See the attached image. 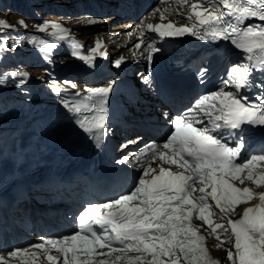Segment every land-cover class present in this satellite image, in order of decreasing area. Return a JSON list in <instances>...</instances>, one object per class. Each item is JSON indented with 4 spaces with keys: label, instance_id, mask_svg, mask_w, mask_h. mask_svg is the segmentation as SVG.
Listing matches in <instances>:
<instances>
[{
    "label": "snow or ice",
    "instance_id": "1",
    "mask_svg": "<svg viewBox=\"0 0 264 264\" xmlns=\"http://www.w3.org/2000/svg\"><path fill=\"white\" fill-rule=\"evenodd\" d=\"M218 2L228 11L219 16L209 14L207 18H202V13L196 11L195 16L200 25L223 21L231 27L225 17H231L233 4L229 0ZM251 2L255 4L256 0ZM261 3L264 4V0ZM240 13L249 18H258L262 22L261 30H254L257 25H247L240 33V41L233 40V44L248 54L254 49L264 53V7L259 11L242 8ZM19 23L24 24L23 21ZM155 30L161 38H175L185 33L197 35L196 31L188 27L174 28L171 23L157 25ZM231 30L236 34V28ZM223 32L224 29L213 26L211 39H217ZM223 38L230 39L228 35H223ZM200 39L208 40L209 35H202ZM154 51L159 52L160 49ZM152 60L149 54V71ZM120 63V60L115 62L116 66ZM240 68L241 64L231 67L227 78L221 81L222 86L229 85L231 81L235 92L221 91L219 107L215 103L218 93L212 92L195 101L196 112H202L203 118L198 120L197 116L191 115L193 109L190 108L171 121V131L163 145L164 149H171V152H161L160 160L178 165L182 171L174 172L163 166L158 171L144 167L131 192L104 204H88L77 217V231L62 239L47 241L63 254L62 264H92L91 257L97 247L115 250L114 243L122 246V250H134L150 256V264H164L161 259L164 256H168L172 264H180L182 258L186 264H208L206 250L202 246L204 237L190 223L193 214H198L209 225L212 224L210 218L214 215L211 210L213 207L218 209L222 220L229 211L239 214L233 206L251 200L254 194L247 187H236L232 181L241 184L246 180L264 183V174L255 171L257 161H264V154L245 155L243 151L244 137L248 134L246 130L264 127V97L257 98L261 102L259 108L241 102L247 100L241 90L248 87L251 71L240 74ZM233 76L235 79H232ZM144 82H147L146 78ZM113 86L114 82L108 88L88 89L99 102L101 114L85 115L83 120L78 121V126L84 132L91 133L90 139L95 141L100 139L102 132L106 133V97ZM256 86L264 89V84ZM210 98L213 102L207 103ZM74 111L79 112L78 109ZM96 146L99 147V144ZM128 160V156H124L117 163H126ZM209 187L211 190L206 191ZM209 198L214 204H209ZM259 199L260 204L246 207L239 219H227L230 232L228 227L219 223L212 229L215 232L216 229L224 228L226 239L234 237L232 248L235 259L233 251H228V259L232 264H264V193L259 194ZM133 200H138V203L131 204ZM101 209L107 211L101 214ZM94 225L99 227L94 228ZM33 247L43 248L44 244ZM22 251L16 249L9 255L15 256ZM81 255L86 258L78 259ZM47 259L57 264L59 258L49 255ZM133 259L138 264L141 258L137 256Z\"/></svg>",
    "mask_w": 264,
    "mask_h": 264
},
{
    "label": "bare ground",
    "instance_id": "2",
    "mask_svg": "<svg viewBox=\"0 0 264 264\" xmlns=\"http://www.w3.org/2000/svg\"><path fill=\"white\" fill-rule=\"evenodd\" d=\"M204 6L205 7H202L201 5H198V4L193 5V2L189 3V11L191 14H193L195 20H197V17L195 16L196 11H199L202 14L205 13L206 11H210L211 8H208L207 5H204ZM158 18L159 17L156 15V17L153 19L156 20ZM152 22H153L152 20L149 22L150 26L152 25ZM185 22L186 21L182 20V23H185ZM84 38H88V35H85ZM77 54L78 56L77 55L73 56L74 63H70L62 67L60 66L57 67L54 73V78H53L54 80H52V83L54 86L50 87V90L47 89L46 86H43L42 77L40 78L26 77L25 82L23 84L13 83L14 85L12 88L13 92L10 98L12 100H17V98L22 99L25 96L30 95L31 97H33L31 100L32 102L31 106H34V108H33V111L30 113L28 111L20 110L21 108L19 110H15L11 114H8L7 116L2 115L0 113V116H2L0 120V178L8 179V175L6 174V171L8 168L11 167L9 162L13 160L14 158L20 156L19 154H16L17 152L19 153L17 148L21 146L20 142L24 140L25 142L28 143V145L33 144L34 141L41 140L44 137V136H40L41 132L48 133L46 134L48 136H51V135L56 136L57 133L59 134L61 128L58 127L57 130H53L52 128V122H54V117L52 113L53 110L58 109V108L65 109L66 107L72 108V111L77 110V109L79 111L81 110L80 104L82 103L84 99L85 89L78 88L79 83L77 82L79 81L80 78L79 76L77 77V75L74 74V71L76 73L75 69H76L77 62L83 65V64H86L87 59L85 57H82L81 52ZM241 59H242L241 57L236 58L237 62ZM125 61L126 63H133L130 59L125 60ZM31 72L34 73L33 71ZM141 73L144 79L147 78L146 70L144 68L141 69ZM234 78L235 76L232 77V79ZM84 79L85 78L80 79V80H84ZM65 80H73V82L68 85L72 87L65 88V87L58 85V84H61V82ZM73 85H75V87H73ZM43 90L45 91L43 92ZM156 90L158 91L159 89L157 88ZM232 90H233V87L229 83V85L223 86L220 91H232ZM40 93L42 94L41 95L42 97L35 99L38 95H40ZM44 93H47V95ZM57 93H58L59 98H58V103H55L56 98H54V101H53L52 97H54V95ZM7 95H0V107L5 105ZM47 96H48V99H47ZM161 101H167V100L164 97H160V98H156L155 101L151 103H145V104H150L151 107L157 104L159 108H163L165 104ZM62 107H65V108H62ZM190 107L196 112L195 104L190 105ZM197 116H201V113H197ZM66 121L68 122V120ZM29 125L32 126V129L28 130L27 127ZM131 126L133 127L134 125H131ZM33 129H35V132ZM31 132H34L33 135H31ZM28 136H30L31 139L28 138ZM35 137H37V139H35ZM217 217H218V213H214V215L210 219L213 222V221H216ZM201 224L204 225V223H201ZM213 225L211 224V226Z\"/></svg>",
    "mask_w": 264,
    "mask_h": 264
},
{
    "label": "rangeland",
    "instance_id": "3",
    "mask_svg": "<svg viewBox=\"0 0 264 264\" xmlns=\"http://www.w3.org/2000/svg\"><path fill=\"white\" fill-rule=\"evenodd\" d=\"M56 1L60 0L0 1V42H6V50L9 51L8 53H15L17 56H20V59L15 58L12 59V61H9L11 60L12 56L8 53H3L0 51V56L9 59L2 61L0 65V95H5L4 91L9 90L10 93L7 96H12V88L14 85L9 88L10 77L12 75L16 77L17 75L23 76L29 71H33L35 75L31 73V76H41L42 68H40V65H37V62L33 59H38L37 57L43 58V56L47 52L46 48L49 45H53L54 43L59 42V37L56 38V36L50 34L49 31V28L53 29L59 26L60 22L59 18L57 17L59 16L58 11H54V8H57V6L53 5ZM206 1L210 3V5H213L215 7H218L220 4L218 0ZM62 4L66 6L64 2H62ZM186 13L187 20H192L191 15L188 12ZM20 21H23L24 24H20ZM14 27H18L20 29L14 30ZM18 35L23 37L19 38ZM30 41H34L36 44V48L40 49H30L29 46H26V43ZM19 44H22V47H20ZM42 48L44 49L42 50ZM8 99L12 100L10 98ZM17 105L20 106L22 104L17 103L7 108L6 110L10 109V111H13L17 107ZM20 110H23V108H21ZM225 246L226 254L222 256L224 257L223 262L224 264H232L227 257L228 251L231 249L230 243ZM223 249L224 248L221 247L219 248V250ZM233 259H235V254H233Z\"/></svg>",
    "mask_w": 264,
    "mask_h": 264
}]
</instances>
